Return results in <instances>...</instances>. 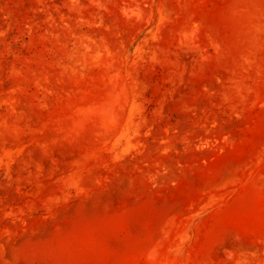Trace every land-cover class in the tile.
Listing matches in <instances>:
<instances>
[{
	"label": "rangeland",
	"instance_id": "1",
	"mask_svg": "<svg viewBox=\"0 0 264 264\" xmlns=\"http://www.w3.org/2000/svg\"><path fill=\"white\" fill-rule=\"evenodd\" d=\"M0 264H264V0H0Z\"/></svg>",
	"mask_w": 264,
	"mask_h": 264
}]
</instances>
